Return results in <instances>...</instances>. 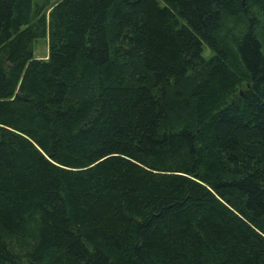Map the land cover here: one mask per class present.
<instances>
[{
	"label": "trees",
	"instance_id": "obj_1",
	"mask_svg": "<svg viewBox=\"0 0 264 264\" xmlns=\"http://www.w3.org/2000/svg\"><path fill=\"white\" fill-rule=\"evenodd\" d=\"M0 264H264V0H0Z\"/></svg>",
	"mask_w": 264,
	"mask_h": 264
},
{
	"label": "rangeland",
	"instance_id": "obj_2",
	"mask_svg": "<svg viewBox=\"0 0 264 264\" xmlns=\"http://www.w3.org/2000/svg\"><path fill=\"white\" fill-rule=\"evenodd\" d=\"M211 51L206 47H202V56L207 58L211 55ZM47 55V42L45 39L35 40L32 44V57L38 60H45Z\"/></svg>",
	"mask_w": 264,
	"mask_h": 264
}]
</instances>
